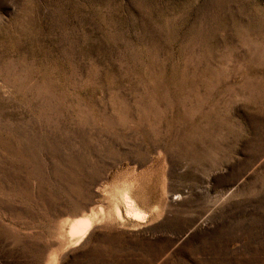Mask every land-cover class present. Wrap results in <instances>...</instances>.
<instances>
[{
    "label": "rangeland",
    "instance_id": "rangeland-1",
    "mask_svg": "<svg viewBox=\"0 0 264 264\" xmlns=\"http://www.w3.org/2000/svg\"><path fill=\"white\" fill-rule=\"evenodd\" d=\"M53 263L264 264V0H0V264Z\"/></svg>",
    "mask_w": 264,
    "mask_h": 264
},
{
    "label": "bare ground",
    "instance_id": "bare-ground-1",
    "mask_svg": "<svg viewBox=\"0 0 264 264\" xmlns=\"http://www.w3.org/2000/svg\"><path fill=\"white\" fill-rule=\"evenodd\" d=\"M122 195V194H121ZM119 197V196H117ZM114 200V198H113ZM124 205L126 207V214L128 216V218L132 219L135 222L138 223H143L148 217L149 214L148 212L144 211L142 208H140L137 204H136V200H134L130 194L128 192H126L123 195L122 198ZM121 200V201H122ZM116 202L119 203V200ZM117 205V204H116ZM122 206V205H121ZM117 207V206H116ZM112 209V208H111ZM121 208L117 207L116 208V212L118 217H121L122 213H121ZM113 210V209H112ZM101 212H103V210H101ZM113 212V211H112ZM111 212V213H112ZM115 213V212H114ZM98 214V213H97ZM97 214L95 212H92L91 214H86L80 217H76L73 219L68 220V232H67V237L70 238L71 242H78L80 243L81 241H83V239H85L89 233L91 232V230L93 229V227H95V220L97 218ZM113 215V214H111ZM107 216V215H106ZM102 217V216H100ZM115 217V216H114ZM113 217V218H114ZM124 217V216H123ZM107 219V218H106ZM109 219V217H108ZM117 219V218H116ZM97 221V220H96ZM97 225V224H96ZM99 225V224H98ZM97 227V226H96ZM95 227V228H96ZM94 228V229H95ZM86 240V239H85ZM84 240V241H85ZM76 244V243H75ZM57 255V254H56ZM55 255H53L54 257ZM52 258V257H50ZM54 262H55V258ZM53 259H51V261L53 262ZM50 260V259H49ZM54 264V263H53Z\"/></svg>",
    "mask_w": 264,
    "mask_h": 264
}]
</instances>
